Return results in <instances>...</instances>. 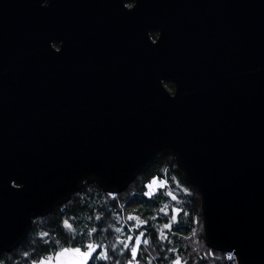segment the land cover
Returning <instances> with one entry per match:
<instances>
[{
  "label": "water",
  "instance_id": "obj_1",
  "mask_svg": "<svg viewBox=\"0 0 264 264\" xmlns=\"http://www.w3.org/2000/svg\"><path fill=\"white\" fill-rule=\"evenodd\" d=\"M126 1L0 0V253L169 152L206 244L264 264V0Z\"/></svg>",
  "mask_w": 264,
  "mask_h": 264
},
{
  "label": "trees",
  "instance_id": "obj_2",
  "mask_svg": "<svg viewBox=\"0 0 264 264\" xmlns=\"http://www.w3.org/2000/svg\"><path fill=\"white\" fill-rule=\"evenodd\" d=\"M126 3L131 5L133 0ZM164 84L173 89L170 80ZM154 177L167 184L148 195L146 184ZM136 217L145 223L137 227ZM202 217L197 187L186 180L175 157L163 152L118 193L104 191L94 180L83 181L69 200L35 217L26 236L10 251L0 253V264H36L63 249L85 251L89 243L98 247L94 259L83 264H128L130 260L132 264H173L177 257L182 264H237L232 253L206 244L199 228ZM165 224L171 227L164 228ZM138 236L142 242L133 260L131 247ZM125 243L128 248L123 247ZM101 254L108 258H100Z\"/></svg>",
  "mask_w": 264,
  "mask_h": 264
},
{
  "label": "snow or ice",
  "instance_id": "obj_3",
  "mask_svg": "<svg viewBox=\"0 0 264 264\" xmlns=\"http://www.w3.org/2000/svg\"><path fill=\"white\" fill-rule=\"evenodd\" d=\"M129 219H133V217H129ZM135 219L138 221L137 227L139 226V224H143V223H145V221H141V220H139V217H136ZM65 224H66L67 227H69V228L72 227L71 224H68L67 221H65ZM170 227H171V224H165V225H164V228H170ZM93 231H94V230H93ZM118 231H119V229H118ZM143 235H144L143 232H141V233H140V236H143ZM139 238H140L139 236L136 238V240H137L136 245L131 247V253H132V258H133V260H135V258H136V256H137V253H138V248H139ZM128 239L131 240V237H129ZM143 243H144V244H147L148 241H147V240H144ZM97 247H98V245H97V246H94L93 244L89 243L88 245H86V250H85V251L82 252L80 248H76V249H74L73 251H74L75 253L79 254V255L83 258V261H88L89 259H94V258H93V253L96 251V248H97ZM123 247H124V248H128L129 245H128L127 243H125V244L123 245ZM66 252H68V249H63L61 253H57V254H56V259L58 260L59 257H60L61 255H63V253H66ZM100 258L107 259L108 257H107L106 254H101V257H100ZM52 260H53V258H52V257H49V258H47L46 260L40 261V264H52ZM83 261H82V264H83ZM128 264H132V260H130V261L128 262ZM173 264H182V261H181L180 257H177L176 260L173 262Z\"/></svg>",
  "mask_w": 264,
  "mask_h": 264
},
{
  "label": "rangeland",
  "instance_id": "obj_4",
  "mask_svg": "<svg viewBox=\"0 0 264 264\" xmlns=\"http://www.w3.org/2000/svg\"><path fill=\"white\" fill-rule=\"evenodd\" d=\"M155 36H156V33H155ZM155 36H152V37H155ZM166 184H167V182L165 179H159V178L154 177L151 179L150 182H148L146 184V194L150 195V194L154 193L158 188H162ZM199 228L200 229L203 228V231H204L203 217H202L201 226ZM141 242H142V238L140 237L139 243H141ZM136 243H137V240H135V244ZM73 250L74 249H68V252L63 253V255H61L58 260L56 259V254H57L56 253L52 257L53 258L52 264H82L83 258L79 254L75 253ZM61 252H62V250L58 253H61ZM43 260H46V259H43ZM43 260H41V261H43ZM85 262L86 261H83V263H85ZM36 264H40V262L36 263Z\"/></svg>",
  "mask_w": 264,
  "mask_h": 264
}]
</instances>
